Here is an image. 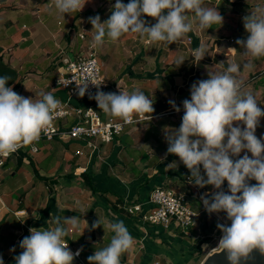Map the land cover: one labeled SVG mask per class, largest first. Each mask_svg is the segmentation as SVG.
Returning a JSON list of instances; mask_svg holds the SVG:
<instances>
[{
  "label": "clouds",
  "instance_id": "9594fccd",
  "mask_svg": "<svg viewBox=\"0 0 264 264\" xmlns=\"http://www.w3.org/2000/svg\"><path fill=\"white\" fill-rule=\"evenodd\" d=\"M87 0H54L56 10L64 15L83 9ZM111 16L103 23L101 17H89L95 30L93 47L102 46L105 39L118 40L126 33H135L151 42L172 44L193 30L194 13L198 27L211 28L222 24L223 16L216 8L205 7L204 0H116ZM145 16L157 22L150 24ZM247 39H237L244 55L264 57V7L244 17ZM206 48L193 52L201 60ZM176 63H184L179 58ZM245 70L254 68L251 60ZM240 65L233 62L223 72H209L208 79L192 84L191 98L183 100L184 114L178 129L165 132L167 153L178 156L190 171L189 180L200 188L211 185L216 191L205 193L201 200L209 213H226L230 226L218 223L222 232L219 248L226 250L228 264H254L257 249L264 255V138H257L256 129L264 110L251 92L244 91L245 81L239 79ZM10 77L0 76V155L7 156L18 148L37 142L42 131L51 127L61 108V101L51 92H41V99L21 96L6 86ZM81 88L83 96L87 85ZM94 99L100 110L125 123H135L134 115L153 114L154 101L139 89L131 92L105 93L97 86ZM175 111L180 108L169 101ZM234 122H242L234 126ZM244 155L240 157V154ZM251 153V157L248 155ZM239 157V158H236ZM174 164V163H173ZM170 164L168 167H170ZM201 165L205 175L201 174ZM206 176V178H205ZM257 181L251 184L250 181ZM227 181V191L222 185ZM55 225L49 229L30 228V235L20 242L23 251L15 256L16 264H73L75 253L68 247L70 230H78L81 218L51 216ZM86 222V221H85ZM87 223V222H86ZM98 219L92 229L100 227ZM114 235L110 244L89 256L88 264H120L123 253L134 245V238L123 221L107 222ZM0 264H4L0 256Z\"/></svg>",
  "mask_w": 264,
  "mask_h": 264
},
{
  "label": "crops",
  "instance_id": "0c3cea01",
  "mask_svg": "<svg viewBox=\"0 0 264 264\" xmlns=\"http://www.w3.org/2000/svg\"><path fill=\"white\" fill-rule=\"evenodd\" d=\"M115 2L116 0H87L82 10L62 15L56 10L54 0H0V74L10 77L6 86L13 87V90L21 96L33 98L34 100L42 98L40 96L42 91L51 92L56 99L63 97L64 91L55 84V81L63 70V61L74 57L75 53L79 51L74 47V50L68 48L70 44L67 40L62 41L65 37L61 36L62 39L59 40L58 34L63 35L64 30L71 29L70 20L72 22L75 20L74 23L78 30H81L84 26L85 30L89 28L95 35V30H93L88 18L99 15L101 23L105 22L112 14ZM121 2L127 4L129 0H121ZM56 12L62 18L58 17L56 26H53L51 21ZM188 16L194 22L193 29L198 31L200 35L201 29L194 20V13H188ZM77 17L79 18L77 19ZM144 18L150 24L157 22L152 17L145 16ZM18 19L27 20L28 22L23 23L21 29L19 27V38L15 36L16 38L13 39L11 32L16 29L14 26ZM40 32L43 33V36H47L41 39L39 37ZM191 32L193 30L188 34L190 35ZM195 32L194 36L197 39L199 35H195ZM132 34H134V38L128 36L131 41L127 39L126 44L130 43L131 46L135 47L143 43H140V39L136 38L138 34ZM191 35L193 36V34ZM145 39L153 51L156 47H159L157 52L162 51L161 46L173 48V50H185L183 46H186L185 43L188 41L185 36L172 44L151 42L147 38ZM16 40L20 41L24 51L21 55L13 56L12 51H10L13 48L10 47L17 42ZM93 42V40L89 41L88 50L89 45ZM50 44L52 45L50 46ZM95 48L98 50L99 46ZM80 52L75 57L85 54L82 51ZM5 54L6 56L9 54L8 63L2 62ZM180 55L181 53H178L175 58L167 59L170 66H172L173 60ZM228 55L231 56V54ZM170 56L171 53L165 59ZM23 57L29 62L27 63L28 68L22 70L23 64L18 66L17 62L23 61ZM141 58H138V60ZM9 62L12 63L11 66ZM132 63H134V59H132ZM159 67V63L157 64L158 70L152 71L142 67L141 69L144 72L138 73L133 68V64L126 65L121 70L119 68L120 72H118L119 70L116 71L118 72L117 77H111L112 75L108 73V65L105 66L104 64V74L106 71L105 77L110 84V88L105 93L127 92V86L121 85L124 82L123 74H128L130 77L132 74L135 75V78L139 77V74H141L140 76L145 74L150 80L162 78V75H164L161 82L169 85H172V81L174 83L176 78L183 76V71L169 67H163L162 69ZM132 87L150 96L147 87L139 88L137 84L132 85ZM150 98L153 100L160 99L151 96ZM182 102L183 100L181 106L183 105ZM175 106L177 107V105ZM172 110H174V107L170 109V111ZM181 111L184 112V109ZM162 121L160 124L163 123L162 126L165 128L163 133L170 130V128L175 129V124L181 125V121L179 119L174 121V117L171 121L168 119ZM145 122L146 120L130 127L115 142L102 144L97 151H92L84 143L76 141L78 143H73L77 144L78 147L71 154L58 151V144L49 146L50 149L43 154L41 151L47 147L42 145L40 152L37 153H41V155L33 162V159L30 161V158L24 160L25 154L22 155L23 152L19 156L13 155L7 159L0 176L6 172L15 174L14 168L19 170L23 163L30 162L33 173L38 177L36 179L34 177L26 178L27 182L21 184L25 191L27 189L25 186L30 185V188L25 192L24 198L21 195L19 200L17 199L19 206L15 201L12 204L15 200V197L11 195L12 190L8 191L4 178L0 177V256L3 257L4 264H16L15 256L23 251L20 248V242L24 237L30 235V228L49 230L53 228L55 225L50 218L54 215L81 218L79 229L70 230L66 240L70 247L82 249L81 255L87 262V258L93 255L95 251L110 244L114 233L106 227L109 221H123L134 238L133 247L121 255L120 264H169L167 261H169L171 254L168 247H171V244H175L176 247L179 246L180 253L185 256L191 248L189 244L185 246L181 241V239L189 238L186 233L174 226L164 229L158 225H151L144 222L139 214L129 215L119 207L120 203H132L147 199L152 189L160 185H171L189 194L190 204L199 212L198 225L191 230L192 238L200 236L203 230L209 237L214 232L218 233L216 224L226 220L225 216L223 217L225 213H209L199 200V197L203 194L216 190L211 189L209 185L204 188L196 186L193 189L187 179L191 176L190 171L178 156L167 153L168 144L164 149L166 154L162 152V149L157 150V146L153 145L154 126H157L158 123L153 125ZM139 127L145 129L144 132L140 133L139 138H136L135 130ZM21 156V166H19L17 162ZM56 157H61L60 166L55 161ZM170 164L172 165L168 167ZM26 172L29 173V171ZM201 174L205 175L202 165ZM25 177L27 176L25 175ZM223 190L226 191L225 188ZM39 192L41 193L39 194ZM9 196L13 199L12 202L11 199H8ZM15 218L20 220V225H11V219L15 221ZM98 219L101 226L92 229L93 222ZM180 242L182 245H180ZM217 248H219V245L213 250ZM75 261L76 258L73 264Z\"/></svg>",
  "mask_w": 264,
  "mask_h": 264
},
{
  "label": "rangeland",
  "instance_id": "374dc122",
  "mask_svg": "<svg viewBox=\"0 0 264 264\" xmlns=\"http://www.w3.org/2000/svg\"><path fill=\"white\" fill-rule=\"evenodd\" d=\"M204 6L216 8L224 18L223 23L221 25L214 24L211 26V28L200 30V35L198 31L193 29V32H191L193 36L191 34L185 35L186 40L189 37L191 38V39H188V41H186L185 43L186 46H183L185 50H182V49L173 50V48H168V47L165 48V46L163 47L161 46L162 51L157 52L159 47L155 46L156 48L153 51V49H151L150 44H147L148 42L146 41V39L140 37L139 35L135 37L141 40V41L139 40L140 43L141 42L143 43L133 47L131 46L130 43L126 44L125 41L127 39L131 41L129 37L134 38L133 36L134 34L126 33L122 35L116 41H112L106 38L105 43H103L102 46H99L98 50L96 49V55L98 59L105 64V66L108 65V70H109L108 73L112 75L111 77H117L116 75L118 74V72H120L122 68H124L126 65H131V64H133V68L136 69L138 73L144 72L141 69L142 67L143 69H149V70L151 69L152 71L158 70L157 69L158 63L160 64L159 68L161 69L163 67L177 69V65L175 63L179 58L182 57L184 62L186 63V65L184 66L185 67L184 70L189 73V70L191 67L193 68V71L196 73L195 82L208 79L209 72L225 71L227 67L224 65V63L229 65L235 62L240 65V72H239L238 78L243 79L245 81V87L243 90L246 92H251L258 101V107L264 110V81H263L264 79H262L263 78L262 74H264L262 72L264 71V57L252 58L250 56H245L244 55L245 50L240 52L234 46L236 44V40L242 39L247 33L244 28V17L250 15L251 12H254L257 9V7H264V0H204ZM58 17L62 18L61 15H58L57 12L54 13L53 20L51 21L53 26H56ZM78 18L79 17H77V19ZM71 19H72V16H71ZM27 22H28L27 20H23V19H18V22L17 21L15 22L14 28L16 29H13V31L11 32L13 39L15 36L19 38L18 35L20 34V31L18 32V29L19 27L21 29L22 24L27 23ZM74 22L75 20H73V22L70 20L71 29L64 30V34L63 35L58 34L57 37L58 38H60L61 36L65 37L64 39L60 38L59 40L62 39L63 42L67 40V42L70 44L68 48H70L71 50H74V48H76V50L79 51L75 53L74 55L75 57L79 55V53H81L80 51L84 52L85 54L88 52L87 45L89 41L93 40L94 32H92L89 28L88 30L87 29L85 30L83 26L81 30H84V38H80L78 36V32L81 30H78V28H76V25ZM194 32H195V35H199L197 39H195ZM127 34L129 37L127 36ZM46 36L47 35L43 36V33L40 32L39 37L41 39L42 37L44 39ZM16 41L17 42L13 43V45L10 47V48H13L12 50L10 49V51H12L13 53V56H16L18 54L21 55V53L24 51V47L21 46L20 41L19 40H16ZM52 44H50V46ZM201 45H203L206 48V53H205V56L201 60H197L194 57L193 52L195 49L199 48ZM172 52L173 53L176 52V53L173 54ZM170 53H171V56H174V57L170 56L169 58L165 59V57L166 56L168 57ZM178 53H181V55L175 60H173L172 66H170L167 59L175 58L178 55ZM228 54H231V56H229ZM8 56L9 54H7V56L5 54V56H3L4 58L2 62L8 63V59H7ZM137 57L138 58L142 57V58L138 60ZM132 59H134V63H132ZM249 60L253 62L254 68L251 70H245L243 68V65ZM28 62H29L28 60L24 59L23 61H20L17 63H18V66L23 64L22 65V70H23V68L25 69L28 68L27 67ZM9 63L11 66L12 63L11 62ZM109 64L111 67L109 66ZM106 73L107 72L105 71V75ZM140 75L141 74H139V77L135 78L134 77L135 75L131 74V77H130L128 76V74L126 75L123 74L122 77H124V82L121 85H126L127 88L130 89V90L126 89L127 92H131L132 90H134V87H132V85L134 84H137V87L139 88L147 87L149 89L148 92L150 93V96L152 98H160L166 101L167 100L174 101L175 105H177V107L180 108L179 112L175 111V108H174V110H172L174 112L170 111L169 113L165 114L162 117H155V118L153 117L149 120H146L145 122V123H150V124L152 123L153 125H155V123L156 124L158 123L157 126H154L155 131L153 133V138H152L154 141L152 143L153 145L157 146V150L162 149V152L166 154V150L164 149L167 145V141H166L165 135H163L165 133V132L163 133V130L165 128L162 126L163 123L160 124V122L162 120L165 121V119H168L171 121L172 117H174V121L179 119L181 121L180 123H182V115L184 114V112L181 111L183 110V105L181 106V101L185 99L190 100L191 98L190 89H191L192 84L191 86L186 85L188 78L186 77L185 79L184 74L182 77L180 76L176 78V81L174 83L172 81V85L161 82L163 80L162 78L164 77V75L162 74H161L162 78H156L153 80L148 79L147 76H145V74H143V76H140ZM0 76L2 75L0 74ZM181 89H184L183 92H181ZM117 94H119V92H117ZM237 123H240L241 127H244L242 122H234V126H236ZM174 126H175L174 127L175 129H178L180 127L176 124ZM128 129L126 131H128ZM144 129L145 128L143 127H139L138 129H136L135 130L136 135L134 134L135 137L139 138L138 136L140 135V133L144 132ZM255 134L257 138H264V117L260 118V125L257 127ZM63 142L56 141V140L44 142L41 145L43 146L45 145V147L47 148H44L41 152L45 154V152L50 149L49 146H52L55 144H58L57 146L58 151L65 152L66 154L73 153L74 149L78 147L77 144L73 143L76 141L67 140ZM70 143H73V144H70ZM40 155L41 153L33 155L34 157H30V161L32 159H33L32 162L34 160H37ZM243 155H244V152L240 154V157H242ZM248 155L251 157V153H248ZM170 157L172 158L173 156H170ZM236 158H239V157H236ZM60 160H61V157L55 158L57 165H59ZM14 169H15L14 171L16 172L15 174H12L11 172H6L0 177L4 178L8 191L12 190L11 195L12 197H15L14 198L15 200H13L10 196H9L10 198L8 197V199H11V202L13 200L12 204L16 202L17 205L19 206V203H18L19 197H21L22 195V197L24 198L25 192L30 188V185L25 186V188H27L25 191V189L22 187L23 185L21 184L27 182V179L30 177L32 178L34 177V179H36V177L38 176L33 173V168L30 162H26V164L23 163V166H21V169L19 170H17V168H14ZM26 171H29V173H27ZM2 172H3V168H1L0 170V175L2 174ZM25 175L27 177H25ZM250 183L256 184L257 181L251 180ZM224 184H225V187H224ZM224 184L222 185V188L223 189L225 188V190L227 191V181H225ZM209 187H211V189L213 190H216L211 185H209ZM40 193L41 192H39V194ZM188 203L189 204L191 203V199L189 198H188ZM224 216L226 220L223 222L220 221L219 223H226L230 226L231 221L227 220L226 213L223 214V217ZM13 217L15 216L13 215ZM14 220L15 221L11 219V225H20V220L16 218ZM217 232L218 233L214 232L213 235L209 237L203 230L201 235L198 236L197 238L189 237V238H185V240L181 239L182 243H184L183 245L186 246L189 244L191 247L190 251H188L185 256L180 253L178 249L179 246L176 247L175 244H171L170 245L171 247H168V250H170L169 252L171 256H169V261H167V263L169 264H200L202 260L207 256V254L210 253L213 250V248L219 245V240L222 237V232L219 229ZM206 237H209V240L205 241ZM182 243L180 242V245H182Z\"/></svg>",
  "mask_w": 264,
  "mask_h": 264
},
{
  "label": "built area",
  "instance_id": "2783aa9c",
  "mask_svg": "<svg viewBox=\"0 0 264 264\" xmlns=\"http://www.w3.org/2000/svg\"><path fill=\"white\" fill-rule=\"evenodd\" d=\"M78 36L84 38V30L79 31ZM63 64V70L55 84L63 89L64 96L58 99L61 101V108L51 127L42 131L37 142L22 146L7 156L0 155V170L13 155L19 156L21 152H26L24 160L34 157L33 155L40 152L41 144L47 141H78L92 151H97L102 144L115 142L128 128L153 118V116L136 114L135 123H125L118 117L105 114L99 109L96 101L89 98L95 95L97 86L103 92H107L110 88L104 74V63L98 59L96 48L92 44L89 45L85 55L68 58ZM84 85H87L86 91L81 96L79 91L85 87ZM167 113L169 111L164 114ZM187 179L189 185L193 189L196 188L189 177ZM188 198L189 194L185 191H180L171 185H160L152 189L147 199L120 203L119 207L129 215L139 214L146 223L164 229L174 226L192 237L191 230L198 225L199 212L188 203ZM199 200L203 204L201 197ZM68 247L73 253L80 249H74L69 244ZM75 258L74 264H88L81 253Z\"/></svg>",
  "mask_w": 264,
  "mask_h": 264
},
{
  "label": "trees",
  "instance_id": "16d2710c",
  "mask_svg": "<svg viewBox=\"0 0 264 264\" xmlns=\"http://www.w3.org/2000/svg\"><path fill=\"white\" fill-rule=\"evenodd\" d=\"M248 35H249V33H246V35L242 39L246 40ZM234 46L236 47V49L238 51H240V52L244 51L243 47H240V45H238L237 43ZM0 58H1V56H0ZM175 64L177 65V69L176 70L183 71L185 69V67H184L186 65L185 62L183 64H181V65H178L177 63H175ZM224 65L226 67L229 66L226 63H224ZM262 72L264 73V71H262ZM183 74H184L185 79H186V77L188 78L186 85L191 86V84H193L195 82V80H196V78H195L196 73L193 71V68L190 67L189 73L184 70L183 71ZM262 75H263V78L262 79H264V74H262ZM183 90L184 89H181V91H183ZM153 101H154L153 106H154L155 111L151 115L150 114H145L147 116L156 117V116H158L160 114H164L165 112L170 111V109L173 108V105L169 103L170 100L169 101L168 100L166 101V100H162V99H154ZM23 154L27 155V153H24V152L22 153V155ZM21 160H22V156L19 158V160L17 162V165H19V166L21 165ZM6 163H5V165H6ZM87 183L90 184L89 181H87ZM207 240H209V237H206L205 238V241H207Z\"/></svg>",
  "mask_w": 264,
  "mask_h": 264
},
{
  "label": "water",
  "instance_id": "95a60500",
  "mask_svg": "<svg viewBox=\"0 0 264 264\" xmlns=\"http://www.w3.org/2000/svg\"><path fill=\"white\" fill-rule=\"evenodd\" d=\"M252 255L256 257L254 264H264V255H262L259 250L254 249ZM200 264H228L226 260V250L220 248L212 250Z\"/></svg>",
  "mask_w": 264,
  "mask_h": 264
}]
</instances>
